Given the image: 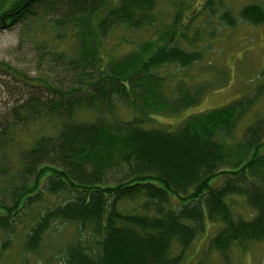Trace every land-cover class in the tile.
<instances>
[{
    "label": "trees",
    "instance_id": "16d2710c",
    "mask_svg": "<svg viewBox=\"0 0 264 264\" xmlns=\"http://www.w3.org/2000/svg\"><path fill=\"white\" fill-rule=\"evenodd\" d=\"M157 1L15 0L7 8L0 1V27L43 14L56 38L68 32L73 43L70 55L38 48L40 60L50 56L53 77L18 78L34 91L11 108L10 121L0 122L1 250L23 211L47 194L63 199L39 212L25 248L35 250L53 223H73L79 237L64 247L63 264H180L211 227L208 249L225 259L234 245L264 244V116L235 134L263 85L189 115L175 130L144 128L152 114L177 113L199 103L206 90L166 70L202 59L199 50L180 46L189 44V23L176 25L178 15L162 37L121 56H102L115 28L150 26ZM205 6L212 15V0ZM220 9L219 20L229 27L264 23L258 4L242 6L237 16ZM60 71L68 73L60 77ZM83 111L93 119L79 120ZM40 114L57 119L58 129L19 151L12 167L5 156L10 131ZM213 179L220 182L212 185ZM234 196L244 199L247 215L234 211ZM135 200L130 210L120 209Z\"/></svg>",
    "mask_w": 264,
    "mask_h": 264
},
{
    "label": "rangeland",
    "instance_id": "374dc122",
    "mask_svg": "<svg viewBox=\"0 0 264 264\" xmlns=\"http://www.w3.org/2000/svg\"><path fill=\"white\" fill-rule=\"evenodd\" d=\"M2 8H7L15 0H0ZM118 0H110L116 4ZM206 0H158L154 12V22L145 28L129 30L117 27L112 30L102 43L104 59L123 55L128 50H135L145 42L153 41L173 22L185 26L189 23V44L181 42L180 46H190L199 50L202 59L187 68H178L171 64L166 70L175 78L182 77L190 84H201L206 88L199 103L189 106L177 113H154L142 126L144 128H175L189 115L224 106L247 94L254 93L259 85L264 87V23L254 25L238 21L229 27L222 23L218 15L220 8H227L233 16L247 4L264 6V0H212L215 11L210 15L205 6ZM2 13V10L1 12ZM181 13V15H180ZM5 24H8L6 22ZM50 16H31L10 27H0V122L10 121L11 108L27 96L31 87L18 78L48 79L53 73L46 64L49 55L39 59L38 48L49 49L54 53L72 54L73 43L68 32L56 38V32L49 27ZM197 31L196 36L192 32ZM168 42V40H167ZM187 44V45H186ZM2 64V65H1ZM60 70V68H56ZM54 72V71H53ZM60 77L68 72H57ZM56 74V72H54ZM39 81V80H38ZM34 82V84H37ZM34 91V90H33ZM38 92H43L38 88ZM10 113V114H9ZM264 116V88L248 115L242 119L236 136L256 118ZM93 112H79V120H91ZM4 120V121H5ZM3 121V122H4ZM1 124V123H0ZM59 121L53 117L39 116L17 126L10 131L5 156L12 167L18 165L19 151L30 146L41 135L54 134ZM220 179H213V185ZM62 196L45 195L43 199L25 209L16 223L9 246L0 249V264H63L65 246L74 243L79 234L73 223L55 222L41 239L35 250L25 248V238L31 224L45 207L58 204ZM137 201H123L121 210H130ZM139 202V200H138ZM234 211L247 215L248 207L241 196L232 199ZM215 227L200 235L185 252L180 264H264V244L245 242L233 246L227 259L208 249V241ZM5 235H0V243Z\"/></svg>",
    "mask_w": 264,
    "mask_h": 264
}]
</instances>
